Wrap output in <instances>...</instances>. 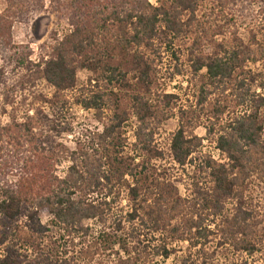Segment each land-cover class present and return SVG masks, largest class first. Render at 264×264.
<instances>
[{"label":"trees","instance_id":"trees-1","mask_svg":"<svg viewBox=\"0 0 264 264\" xmlns=\"http://www.w3.org/2000/svg\"><path fill=\"white\" fill-rule=\"evenodd\" d=\"M204 1H61L71 32L38 64L18 60L31 97L10 93L0 70V264L264 260V22L251 21L243 48L237 0ZM3 17L0 53L11 40L12 22ZM182 38L193 39L191 73L207 71L197 98L208 105L218 161L203 156L205 140L183 110L176 134L158 143L176 96L161 95L166 107L156 100L157 62L162 48L176 58ZM79 71L91 74L87 86H79ZM42 82L52 95L33 92ZM210 89L230 92L232 114L227 98L209 100ZM70 101L95 112L102 126L76 137V151L56 142L75 133L63 122ZM189 168L197 170L177 177Z\"/></svg>","mask_w":264,"mask_h":264},{"label":"rangeland","instance_id":"rangeland-1","mask_svg":"<svg viewBox=\"0 0 264 264\" xmlns=\"http://www.w3.org/2000/svg\"><path fill=\"white\" fill-rule=\"evenodd\" d=\"M61 1L63 4H67V0H17L18 5L15 4V0H0V15L8 18L6 20L12 22L10 31L11 40L7 46L8 50L5 51L4 49V51L0 53V70L2 68L6 69V82L9 92L11 93V89L18 88L16 90V98L18 99L31 95L28 90L23 92L24 89H22V86L27 84L25 83L24 78L27 70L20 69L21 65L19 67L18 60L24 59L26 61L25 63L32 62L33 65L38 64L41 58H49L52 49L58 46L59 42L71 32L72 28L67 22L66 11L58 9L59 5H61L59 4ZM149 1L156 7L160 5V0ZM197 1L202 4L201 2L204 0ZM237 2L239 7L237 8L236 15L239 19L240 35L244 44L243 48H246L250 39L248 30L251 21L256 20L257 22H264V3L258 1L253 4V7H251L249 5L250 0H237ZM203 3H205V1ZM22 9H24V13L14 17L16 14H19ZM200 16H203L202 12L200 13ZM192 43L193 39L190 41L188 39L185 40L184 38L179 39L176 42L174 51H176L175 54L177 55V59L174 57V53H168L164 48L161 49L163 61L161 62V60H159L157 62V69L161 72L159 76L161 80L157 83L156 92L159 94V99L156 100L161 102V107H166L169 102L162 100L161 95H174L176 96V99L170 102L174 117L164 123L163 134L158 143L165 146L168 144L170 138L176 134L180 127V118L182 117L180 110H183L188 113L186 117L188 122L196 126L193 131L195 136L205 140L204 148L201 150L203 156H212V158L218 161L222 159L221 153L216 145L212 143L211 139L208 138L207 128L210 126V123L205 115L207 112L205 110L208 109V105H198L199 97L197 98V96L200 95L199 91L201 86L208 83L207 71H202L198 76L191 73V66L188 62V49L191 47ZM178 49L182 51V53H180ZM153 58L156 59L155 57ZM179 72H182V74L180 75ZM90 77L91 74L88 71H79L77 75L79 86H87ZM34 90L36 92H43L45 96L53 94V89L43 82L38 83L37 88L33 89V92ZM119 90L120 89L117 88L118 92ZM210 91L212 92V96L209 98L210 101H215L216 98L220 100H225L227 98L226 101H229L228 103L231 106L229 112L231 113L235 110V104L231 103L235 102V99L231 98L230 92H228L226 96L223 95L219 97V95H221L219 92H213V89H210ZM155 104H158L157 101ZM68 106L69 110L65 114V120H63V122L69 124L75 133L74 135H67L60 138L56 142L64 145L72 151H76V137L84 131H102V126L97 119L95 112L87 111L80 106H76L72 101H70ZM8 120L7 116L2 118L1 124L5 126L8 124ZM135 129L136 127L134 130ZM128 135L129 142L131 144L134 143V131H130ZM197 155H199V153ZM197 155H195V158L198 159L199 157ZM67 168L68 165L60 167L58 169L59 174H61L60 172H65ZM196 170L197 169L195 168H189L187 173L181 171L178 173L177 177L189 178V175H192ZM8 180L10 183H16L18 178L11 176ZM37 188L40 189L41 185ZM179 188L181 194L184 195V184L181 183ZM49 220V216L42 215L43 224L47 225ZM187 247V244L181 246L183 250H186ZM173 260V258L170 259L166 264H173ZM260 264H264V260L260 261Z\"/></svg>","mask_w":264,"mask_h":264}]
</instances>
